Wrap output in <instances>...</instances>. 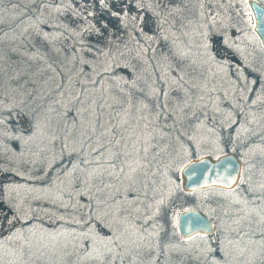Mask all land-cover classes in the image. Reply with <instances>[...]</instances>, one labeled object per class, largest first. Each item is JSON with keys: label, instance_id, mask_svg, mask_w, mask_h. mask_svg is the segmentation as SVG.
I'll list each match as a JSON object with an SVG mask.
<instances>
[{"label": "snow or ice", "instance_id": "6c2138e0", "mask_svg": "<svg viewBox=\"0 0 264 264\" xmlns=\"http://www.w3.org/2000/svg\"><path fill=\"white\" fill-rule=\"evenodd\" d=\"M91 3L92 0H85L81 11L71 0L67 6L61 0L53 3L42 0V8L51 9L58 18L70 11L75 25L65 21L64 32H46L42 25L58 29L61 24H49L42 19L44 12L41 11L20 33L24 51L17 47L10 49L11 53L18 54L16 59L8 57L10 64L23 63L20 57H27L32 62L14 70L9 83L15 82L17 87H12L11 91L0 90V109L7 108L10 114L15 110L27 120L26 128L21 126L18 134L14 130L10 137L22 142L25 149L11 161L17 165L13 170L21 175V170H37V165L40 171L51 168L56 161L57 140L61 141L60 152L66 155L76 153L78 162L71 168L65 167L46 190L23 185L0 186V197L6 193L16 209L15 215L6 221L9 234L6 239H0V264H157L162 245L177 255V264H264V195L249 199L233 188V185L245 184L249 193L264 191V164L261 165L259 183H254L253 177L246 175L256 166L245 160L248 165L244 169L245 175L238 179L225 178L224 186L228 191L205 195V201L215 203L212 212L222 213L219 226H214L217 231L215 247L208 239L209 222L202 217H186L185 223H191L196 236L188 233L186 240L181 238L183 245L194 243L196 239L202 243L194 248L182 247L180 243H173L171 238H161V221H166L174 229L180 215L175 209L179 207L183 213L194 209L185 208L186 201L180 196L183 190L168 178V173L183 163L184 150L172 145L162 146L160 139L150 131L153 102L158 100L157 88L151 83L142 84L138 79L131 82L112 79L107 98H95L81 92L67 94L66 101V93L62 91L59 98L44 105L38 103L42 97L37 89L26 87L38 83L37 77L56 72L53 63H49V52L64 54V49L56 46V41L63 38L65 32L77 39L85 55L95 46L101 57H107L101 61V75L110 76L114 67L120 64L118 57L124 56L122 48L128 47L124 37L140 45V40L136 39L140 36L148 45L140 47L138 56L155 52L149 42L158 39L164 45L160 59L168 63L173 73L170 80L164 81L168 89L164 93V107H169L167 100L170 98V112L178 118L182 116L194 128L201 126L200 116L206 114L195 103V98L203 100L201 92L208 88V84L199 85L185 79L198 61L192 57V42L180 39V36L192 34L193 25L182 0H99L101 12L86 7ZM111 4H116L119 10L112 9ZM130 9H135L136 14ZM104 11L109 19L117 21L115 27H109L108 20L97 21ZM199 15L203 17L204 13ZM209 19L207 27L211 29L215 20ZM145 26L149 32L144 31ZM170 29H176L180 35L170 33ZM204 29L205 25L201 24V40L195 45L201 66L211 58ZM89 36L95 41L86 45ZM37 39L39 46L35 43ZM3 59L0 55V60ZM73 59L90 68L98 61L96 56L85 59L80 53H76ZM0 72H3L2 68ZM52 78L48 76L47 80ZM22 80L24 83H19ZM89 82L96 83L91 77ZM71 105H76L73 109L76 118L71 129L60 135L48 131L49 114L56 113L63 119ZM159 117L157 112L155 118L158 120ZM26 130L30 134L26 135ZM0 136L8 138L2 132ZM70 142L80 143V148H70ZM214 143L206 141L202 146L209 147ZM250 152L255 154L253 149ZM259 155L264 160V149ZM52 207L57 211L74 212L79 218L73 222L79 224L83 221L80 231L50 232L35 223L42 221V215H53L49 210ZM58 218L64 219L63 216ZM20 221L23 225L16 229V223ZM4 224L5 220L0 218V231ZM96 225L106 231L97 230ZM171 235L174 237L175 232ZM257 236L260 238L256 239Z\"/></svg>", "mask_w": 264, "mask_h": 264}, {"label": "rangeland", "instance_id": "374dc122", "mask_svg": "<svg viewBox=\"0 0 264 264\" xmlns=\"http://www.w3.org/2000/svg\"><path fill=\"white\" fill-rule=\"evenodd\" d=\"M41 1L0 0V38L3 39V44L0 45V49H2L0 55L4 57L3 60H0V68L3 69V72H0V90L7 89L11 91L12 87H17V83L13 82L11 85L9 83L14 70L32 64L27 57H20L23 61L21 64H10L8 59L9 56L13 59L18 56V54L10 52L12 47L20 48L21 52L24 51L21 46V38H19L23 28L27 27L41 11L44 12V17L42 18L47 19L49 24H54L51 22L57 17V14L51 9H43ZM257 1L264 6V0ZM48 2L53 3L54 0H48ZM61 2L67 6L69 0H61ZM182 2L187 7L186 14L193 20V25L192 34L188 37L180 36V39L186 43L192 42L194 45L192 57L198 61L197 66L190 70L189 76L185 77V79L199 85H203L205 82L208 84V88L201 92L203 100L195 98V103L200 105L206 114L200 116L202 123L199 128H194L191 122L186 121L182 116L178 118L169 111L172 108L170 98L167 100L169 107H164V93L168 91L164 81L170 80L173 73L168 63L160 59L164 45L158 39L149 42L150 46L156 50L155 52H146L142 56H138L140 47H147L148 45L145 44L140 36H136V39L140 40V45H136L134 40L124 37L128 47L127 49L122 48L124 56L118 57L120 64L114 67L110 76L101 75L103 71L101 61L107 60V57H101L95 46L85 55L77 39L73 38L70 33L65 32L64 37L56 41V46L64 49V54L54 55L49 52V63H53L56 72H48L43 77H37L38 83L34 85L27 84L26 87L29 90L36 88L42 97L38 103L47 105L59 98V93L62 91L66 93V101L68 98L67 94L77 95L81 92H85L86 95L91 94L95 98L101 96L107 98L109 95L108 89L112 87V79H121L127 82L138 79L142 84L151 83L157 88L158 100L153 102L150 131L160 139L162 146L172 145L174 147H182L184 150L183 163L168 173V178L174 182V185H178L180 189L183 188L181 187L182 176H180V169L186 161L192 158H189L191 155L194 156L193 158L205 154H212L213 157H217L222 153L224 154V152H234V149L239 150V157L244 163L243 175H245L244 169L248 167L245 164V160H247L249 164H254L256 167L246 173V175H251L253 182L259 183L262 179L260 177L261 165L264 164V160L259 155L260 150L264 149V48L252 32L253 17L249 11V6H247L246 0H182ZM71 3L75 8L81 11L84 10L81 8V4L85 3V0H71ZM86 7L89 9L94 7L97 12L102 11L99 0H92V3L86 4ZM110 7L114 10H119L116 4H111ZM130 11L132 14H136L135 9H130ZM201 12L204 13L203 17L199 15ZM209 18H214L215 20L211 25V29L207 27L210 22ZM60 19L61 23L59 22V24H61V27L58 28L59 30L49 25L45 26L50 27L53 30V34H59L65 30L63 26L65 21L70 22L72 25L76 23L72 19L70 11L67 15L60 16ZM101 19L108 20L109 27H115L117 24L114 18H108L106 11L97 17V21ZM201 24L205 25L204 30L207 34L208 51L211 57L208 63L202 66L195 48L197 42L201 40L199 36ZM97 27H99L98 22ZM44 31L46 30L44 29ZM144 31L149 32L150 29L145 26ZM129 32H131V29H129ZM171 32H176V35H180L176 29H170ZM14 37L17 39H14ZM94 41L95 38L89 36L85 44L87 45ZM35 43L38 46L40 45L38 39ZM73 48H75V51H73ZM29 51H32V49H29ZM104 51H107V49H104ZM76 53H80L85 59L91 56L98 57L97 64L92 65L90 68L82 61L76 62L73 59ZM108 63H111V61L109 60ZM48 76L53 78L47 80ZM89 77L96 83L89 82ZM204 77H207V80ZM46 80L47 82H45ZM19 83L22 84L24 81L22 80ZM172 95H175V93H172ZM253 101H256V103L253 104ZM75 107L76 105H71L67 116L63 119L56 113H50L48 131L57 135L66 134V131L71 129L72 123L76 118V113L73 110ZM157 112L160 113L158 120L155 118ZM197 114L199 115V112ZM0 120L3 121V123H0V132L5 133L8 137L0 136V186L7 188L9 185H23L37 190L49 188L65 168L64 165L60 166L63 154H65L60 152L61 141L57 140L55 142L56 161L53 165L55 164L54 166H56L57 161L60 163L54 169L53 174L48 176L51 168H45L40 171L39 165H37V170L29 169L27 172L21 170L22 174L17 175L16 171L13 170L17 165L11 161L16 159L19 153L25 151V149L22 142L13 140L10 137L14 130L18 134L21 126L26 128L27 120L17 115L15 110H12L10 114L7 108L0 109ZM253 120L254 122H251ZM25 134L30 133L26 130ZM189 137H195V139H189ZM206 141H214L215 143L209 147L202 146V143ZM72 147L79 149L80 143L70 142V148ZM250 149H253L255 154L250 152ZM84 151L85 153L87 152L86 146ZM72 155H74L72 164L77 163V154L73 153ZM68 158L67 156L63 159L66 162ZM246 188L247 185L240 184L234 189L249 199L264 195V191L249 193ZM218 191L223 190L214 188L202 190L195 192L196 195L183 191L185 194L182 192L180 196L183 201H186L185 208H198L206 216L210 217L214 226L218 227L220 224L219 217H221L222 213L219 211L212 212L211 209L215 207V203H209L204 199L209 192ZM193 201L195 202L193 203ZM13 203L14 201H10L7 198L6 193L0 197V218L5 220L4 228L0 231V239H6L9 234L6 221L15 215L16 209L13 207ZM49 210L54 214L42 215V221H35L44 230L50 232L80 231L83 221L81 220L79 224L74 223L73 221L79 218L74 212L57 211L55 207ZM181 210V208L177 207L175 212L178 214ZM60 216H63L64 219L60 220L58 218ZM160 223L163 231L166 232L168 227H166L165 221ZM22 225L23 221H20L16 223L15 227L19 229ZM96 228L100 231H106L101 225H96ZM169 228H171V225ZM175 229L178 234L176 225ZM163 231H161L162 240L165 238ZM169 234L170 236L167 238H171L173 243H180L182 247L194 248L202 243V241L196 239L194 243L183 245L179 234V237H173L171 231ZM216 234L215 228L214 234L208 236L213 247H215ZM259 238V236L256 237V239ZM158 255L160 258L157 264H177V255L170 250H166L163 245Z\"/></svg>", "mask_w": 264, "mask_h": 264}, {"label": "water", "instance_id": "95a60500", "mask_svg": "<svg viewBox=\"0 0 264 264\" xmlns=\"http://www.w3.org/2000/svg\"><path fill=\"white\" fill-rule=\"evenodd\" d=\"M249 11L253 17L252 32L258 38L260 45L264 48V6L257 0H246ZM243 164L238 153L233 151L224 152L217 157L213 155L205 154L199 157L191 158L186 161L180 169L181 187L186 193H195L208 189H219L228 191L224 186V180L227 177L238 179L240 175H243ZM239 169V173L237 172ZM215 182V184H213ZM230 182V180H229ZM240 185V184H239ZM239 185H233V188ZM194 211L189 213H183L181 210L178 214L179 219L176 222V228L181 238L187 239V234L191 233L196 236V233L192 230L191 223H185L186 217H202L207 220L209 235L214 234L215 227L210 219L198 208H191ZM203 235V233L201 234Z\"/></svg>", "mask_w": 264, "mask_h": 264}, {"label": "trees", "instance_id": "16d2710c", "mask_svg": "<svg viewBox=\"0 0 264 264\" xmlns=\"http://www.w3.org/2000/svg\"><path fill=\"white\" fill-rule=\"evenodd\" d=\"M42 2V1H41ZM44 17V16H43ZM27 18V17H26ZM42 19H44V20H47V19H45V18H42ZM51 22V21H50ZM61 23V19H60V17L58 18V17H55L54 18V21H52L51 23ZM42 27L46 30V32H50V33H52V29H50V27H46L45 25H42ZM57 30H59V29H57ZM65 30H63V32H64ZM238 149H234V152L235 153H238ZM239 154V153H238ZM69 157L68 159H66V162L64 161V159L63 158H65V157ZM193 158L194 156L193 155H191L189 158ZM63 158H62V163H61V165L60 166H62V165H64L65 167H67V168H70L71 166H72V163H73V158H74V155H72V156H69V155H66V154H63ZM71 158V159H70ZM58 163H56V166H52L51 167V169H50V173L48 174V176L49 175H51V174H53V171H54V169L57 167V165L60 163L59 161H57ZM54 167V168H53ZM58 169V168H57ZM183 192V191H182ZM182 192H180V194H182ZM184 193V192H183ZM185 194V193H184ZM81 199H84V198H81ZM165 223H166V227H168V228H166L167 229V231L165 232V231H163L164 232V235H165V238L166 237H168V236H170V231L171 232H175V236H178V234H177V232H176V229L174 228L173 229V227L171 226V228H169L170 227V225L165 221ZM179 237V236H178Z\"/></svg>", "mask_w": 264, "mask_h": 264}, {"label": "flooded vegetation", "instance_id": "af4514ba", "mask_svg": "<svg viewBox=\"0 0 264 264\" xmlns=\"http://www.w3.org/2000/svg\"><path fill=\"white\" fill-rule=\"evenodd\" d=\"M243 163V162H242Z\"/></svg>", "mask_w": 264, "mask_h": 264}]
</instances>
